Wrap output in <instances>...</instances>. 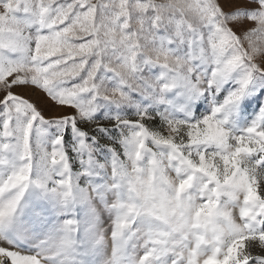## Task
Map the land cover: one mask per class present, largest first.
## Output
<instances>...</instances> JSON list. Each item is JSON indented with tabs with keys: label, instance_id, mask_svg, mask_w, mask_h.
Masks as SVG:
<instances>
[{
	"label": "snow or ice",
	"instance_id": "snow-or-ice-1",
	"mask_svg": "<svg viewBox=\"0 0 264 264\" xmlns=\"http://www.w3.org/2000/svg\"><path fill=\"white\" fill-rule=\"evenodd\" d=\"M0 264H264V0H0Z\"/></svg>",
	"mask_w": 264,
	"mask_h": 264
}]
</instances>
